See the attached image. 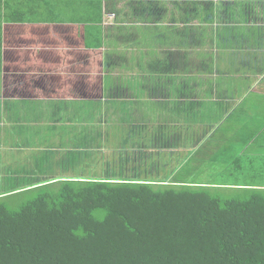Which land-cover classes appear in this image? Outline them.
<instances>
[{"label": "trees", "instance_id": "trees-1", "mask_svg": "<svg viewBox=\"0 0 264 264\" xmlns=\"http://www.w3.org/2000/svg\"><path fill=\"white\" fill-rule=\"evenodd\" d=\"M28 1L21 0L18 12L5 7L4 0H0V73L9 42L4 37V20L20 25L44 21L63 27L60 32L66 43L72 42L74 27L82 26L86 29V50L97 52L98 47L108 50L106 55L101 53L103 64L101 61L99 64V73L107 70L101 81L103 94L108 93L106 98L98 99L91 91L81 98L67 99L53 89L50 98L56 123L52 129L48 128L47 141L52 138L51 132L59 138H54L42 153L51 160L40 172L44 174L54 167L55 154L63 157L71 154L72 158L85 160L90 152L86 151L87 144L96 142L91 148H102L105 134L107 144L110 137L117 142H112L115 148L135 150L156 145L157 133L154 127L148 132L147 123L158 118L159 106L149 99L158 92L159 77L170 86L178 83L172 77L175 73L172 47L153 46L149 50L145 48V40L131 45L125 34L119 37L116 32L121 30L117 24L121 17L116 13L117 23L103 26L104 14L117 12L115 2L112 3L115 10L108 11L101 6L103 0H36L38 5ZM133 2L130 17L138 20L124 27H145L140 25L145 22L142 16L161 19L159 1ZM208 2L182 8L180 13L171 15L173 22L155 27L203 28L215 24L216 30L209 35L213 40L215 35L224 33L225 27L242 26L236 11L226 17L229 7L224 3L219 5V16L211 17ZM165 18L168 21L170 17ZM151 23L154 22L146 25ZM141 36L145 37V32ZM124 40L128 41L125 46ZM80 43L81 36L72 45ZM111 55L116 58L112 60ZM260 65L264 68V61ZM190 66L186 65L184 70ZM69 79L61 77L58 81L66 85ZM88 82L96 83L95 79ZM145 99L150 103H145ZM113 131L117 138L112 136ZM97 149H90L96 157ZM136 155L138 167L130 171H125V162L123 169L109 165L97 177L33 180L28 186H21L22 180L12 179L15 182L11 183L8 179L5 183L8 186L0 193V264H264V168L257 175V185L242 189L245 185L229 181L230 176L224 178L223 173L217 176L218 183H204L208 179L204 174L187 165L181 167L179 159L174 163L173 159L164 160V155L158 160V173L150 172L149 162L157 166L155 155L153 158L149 155L145 158L144 153ZM99 159H95L97 163ZM241 164L242 159L235 161V165ZM261 164L264 165V159ZM33 192L34 198L17 210L6 203Z\"/></svg>", "mask_w": 264, "mask_h": 264}, {"label": "crops", "instance_id": "crops-1", "mask_svg": "<svg viewBox=\"0 0 264 264\" xmlns=\"http://www.w3.org/2000/svg\"><path fill=\"white\" fill-rule=\"evenodd\" d=\"M35 1L28 3L38 5ZM162 1L168 8L164 12L165 7H160L161 19L149 25L140 24L145 27H124L135 22L127 9L132 3L125 5L123 10L116 5L117 12L109 11L114 8L106 4L104 8L109 11L106 15L115 18L112 25L117 23L115 13L121 17L117 23L121 30L116 32L119 37L125 34L131 45L145 40V48L149 50L153 46L173 49L175 73L172 77L178 83L170 86L159 77L158 98L150 96L149 99L159 106L158 118L147 123L149 129L154 127L157 133L158 149L163 147L157 150V158L161 160L164 155V160L173 159V163L179 159L181 167L187 165L204 174L208 178L204 183H218L217 176L223 173L224 178L230 176L229 181L245 185L242 189H250L246 186L257 185V175L264 168L261 164L264 159V68L260 65L261 60L264 61V24L254 26V22L256 25L264 22L256 18L257 10L262 12L264 7L256 5L254 0H215L214 4L213 0H207L208 11L211 10L214 19L220 14L219 5L224 3L229 7L227 18L236 11L238 21H243L241 27H225L224 33L215 35L212 40L209 35L217 27H155L167 25L165 16L171 20V15L180 13L182 8H191L193 4L203 6L206 0ZM20 2L4 0L5 7L18 12L22 8ZM44 13L48 14L47 9ZM60 28L63 27H54L44 21L20 25L4 20V37L9 42L0 73V175L4 176L3 184L8 183V179L14 183L12 179L35 174L32 171L40 164H34V158L47 150L54 138H59L51 132L52 141H46L48 128L52 129L56 123L50 98L54 90L52 85L48 87L47 80L70 77L69 83L86 72L84 79L87 82L95 79L97 83L76 87L77 92L85 95L92 89H100L107 74V70L99 73L103 58L100 51L92 50L87 54L90 50L85 49V27L79 32L73 31L70 44L64 42ZM142 32L145 37L141 36ZM180 32L187 33L176 35ZM80 36L82 43L72 45ZM31 46L42 50L33 57ZM32 64L46 76L21 72L30 69ZM186 65H191L188 70H184ZM170 87L172 89H168ZM149 100L145 99V103H150ZM56 149L68 151L59 146ZM237 159H242L241 166L235 165ZM238 167H242L241 170Z\"/></svg>", "mask_w": 264, "mask_h": 264}, {"label": "rangeland", "instance_id": "rangeland-1", "mask_svg": "<svg viewBox=\"0 0 264 264\" xmlns=\"http://www.w3.org/2000/svg\"><path fill=\"white\" fill-rule=\"evenodd\" d=\"M112 1L116 2L115 4L119 7L120 10L125 9V5H127L128 3H134L133 1H135V4H136L137 2H139V0H112ZM112 1L103 0V3L101 4V6L102 7L104 6V8H105V4H106L110 8H112V6H113L111 4ZM145 1H147V3H149L148 0H145ZM186 1L187 0H176V2H186ZM152 2H153V4H155V0H152ZM215 2L216 1L213 0V4ZM157 3L164 6V2L162 0H160V3L159 2H157ZM254 3H256V5H262V7H264V0H254ZM121 6H124V7H121ZM133 6L134 5H131V6L127 7V9L129 8L130 13H131V8ZM164 7L165 8L163 9V11L165 12L166 8H168V6H164ZM257 12L259 14H261L260 17H259V14ZM257 12H256V18H258V20L261 19V21H264V8H263L262 12H260L259 10H257ZM132 14H133V12L130 15L132 16ZM142 19H143V21H145L144 22L145 24L147 22H157L155 20H150L149 18H146V17H143V16H142ZM133 20L137 21L138 18H134ZM114 21H115V18H114L113 15L109 16V15L104 14L103 26L112 25L114 23ZM168 22H173V21H171L169 19ZM260 24H264V22L263 23H258V25H256V26H260ZM195 25H196V23H195ZM213 26L216 27L215 24ZM74 29L76 30V32H79V30H83V27H74ZM127 43H128V41L124 40L123 41V46H125ZM31 47L32 48H31L30 51L33 52V54H34L33 57L38 55L39 51L42 50L41 47H36V46H31ZM98 49H99L100 53L106 55V51H107L106 49H104L103 47H98ZM88 50H93V49H88ZM114 55H111L109 58L114 60L116 57H118V54H116V57ZM118 58L122 59V57H120V56ZM263 59H264V57H263ZM29 67L32 69L30 73L33 72V74H40V75H42V77L46 76V73L43 74L41 72L42 70H40L38 67L34 66L33 64L31 66H29ZM95 69H96V67H95ZM45 72H48V71L45 70ZM85 73L83 75H79L78 77H76L75 79H73L72 81L67 83L66 85H61L60 81H58V79H55L56 81H53V79L47 80L48 87L52 85L53 89H55L57 92L62 93L64 95L63 98H65V97L67 98V97L71 96L70 94H73L72 93L73 91H75L73 96L81 98V97H83L84 93L77 92L76 91V87L78 85H82L83 83L87 84L86 80L84 79L85 78L84 77ZM63 76H65V73L63 74ZM152 77L156 78L155 76H152ZM122 82H124V80H122ZM96 83H97V81H96ZM87 86H89V85L87 84ZM103 90H104V88L101 87L100 89L98 88L97 90L92 89V92L98 96V99H104V97L105 98L107 97L106 95L108 93H105V91H104V94H103ZM121 96H122V94H121ZM152 96L154 98H158L157 92L155 94H153ZM138 123H140V125H142L141 122L138 121ZM151 130H152V128L149 129V132H151ZM113 133H115V132L113 131ZM89 135L92 136V133H90ZM112 136L117 138V133L112 134ZM103 140H104V144H103L102 148H100V149L91 148L92 146H96V142H94V143L92 142L91 144H87V148H89V149L86 150V151H90V152H88V154L86 155L87 158L85 160H82L81 158H77V157L76 158H72L71 154H67L64 157L62 156V154H60V155L55 154L56 161L54 162V167L53 168L49 167L47 172L44 173V174L42 172H40V170L43 167V165L46 166L47 162H50L51 157L49 156L48 158H46V157L44 158V156H45L44 154H37L36 157L33 160V163L34 164L38 163L40 165H38L36 171H32L35 174H29L28 173L27 176L18 177V182L22 180L23 183H22L21 186H25V184L28 186V185H32L35 182L33 180L47 181V180H49L51 178H73V177L74 178H82V177H90V175H92V177H97V176L100 175V173L103 170L106 171L109 168L108 167L109 165H111L112 168L113 167H115V168L118 167L119 169H123L122 165L125 162H126L125 163L126 166L124 168L125 171H127V170L130 171V170H133V169H137V167H138L137 165L139 164L138 163L139 160L137 159V155H136L137 153H144L145 158H147V155H149V157H152V158L155 155L154 158H157V150H160V149L163 148L162 147V148L158 149V145H154L155 144L154 143L153 146L150 145L149 147H145V148L141 147V149L136 148L135 150L130 148L129 150H127V149H120V147L115 148V146L112 145L113 144L112 142H115L113 140V137H110L109 143L107 144V136H106V134H105V136H103ZM46 141H47V139H46ZM96 141H98V139ZM115 143H117V142H115ZM90 149L91 150L97 149V151H95V152H97L98 157L94 156V154L91 152ZM120 154L121 155L122 154H124V155L128 154L127 158H129L128 160L130 162H127L128 160H127L126 157L121 159ZM91 155L93 157L90 159ZM94 158L96 160L98 158H100L99 162L97 163ZM158 160L159 159L157 158V162H156L157 164H158ZM150 163L151 162H149V165H148L149 166L148 167L149 171L150 172L157 171L156 173H158V169H157L158 165L156 166V164H155L154 166L153 165L151 166ZM51 164H52V162H51ZM2 177H4V176L0 175V189H5V187H7L8 184H3ZM17 186H20V184L15 185V187H17ZM0 192H1V190H0ZM34 196H35V192L29 193V194H23L21 196H17L16 198L8 199L6 201V203L11 209L17 210L26 201L31 200L32 198H34Z\"/></svg>", "mask_w": 264, "mask_h": 264}]
</instances>
